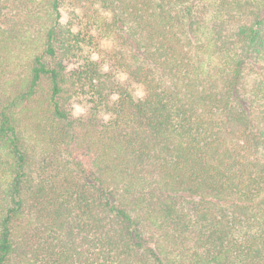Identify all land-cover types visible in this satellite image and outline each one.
<instances>
[{"label": "trees", "instance_id": "16d2710c", "mask_svg": "<svg viewBox=\"0 0 264 264\" xmlns=\"http://www.w3.org/2000/svg\"><path fill=\"white\" fill-rule=\"evenodd\" d=\"M0 264H264V0H0Z\"/></svg>", "mask_w": 264, "mask_h": 264}, {"label": "rangeland", "instance_id": "374dc122", "mask_svg": "<svg viewBox=\"0 0 264 264\" xmlns=\"http://www.w3.org/2000/svg\"><path fill=\"white\" fill-rule=\"evenodd\" d=\"M97 9V8H96ZM99 11V9H98ZM100 12V11H99ZM90 13V10L89 12ZM101 15H103L104 13H101ZM66 18H64V20H66ZM75 23L77 25H82V26H85V27H88V18H82L81 21H78L77 20L75 21ZM76 29L77 31H79L80 29H83V30H86V28H82L81 26H76ZM94 34V33H93ZM92 34V36H93ZM93 41H94V45H89L88 46V50H90L89 52L91 53L92 57L94 59H97L100 61V59H105V57L107 56V54L111 51V43L107 40H104V39H101V38H93ZM67 65V69H66V72L67 74H71V72H74L72 70L75 69V66L73 65H70V64H66ZM68 75V77H70ZM121 77V76H120ZM121 80H123V82L126 80L124 79L123 77H121ZM132 90H133V95L135 96H141L142 95V90L139 86H135V85H132ZM89 97H91V94L90 93H83V90L79 89L77 91V94H75L73 96V98L71 99L70 101V110H71V113L73 115V117H86V112L88 110V99ZM115 100V97H111L110 99V102ZM101 117L105 118L106 119V115L105 114H100Z\"/></svg>", "mask_w": 264, "mask_h": 264}]
</instances>
